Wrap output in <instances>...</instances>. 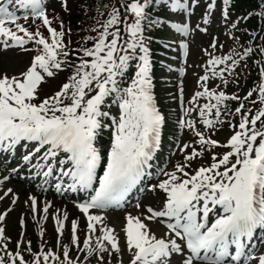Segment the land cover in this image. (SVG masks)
I'll return each instance as SVG.
<instances>
[{"label":"snow or ice","instance_id":"6c2138e0","mask_svg":"<svg viewBox=\"0 0 264 264\" xmlns=\"http://www.w3.org/2000/svg\"><path fill=\"white\" fill-rule=\"evenodd\" d=\"M200 2L97 3L95 23L90 29L94 35L84 36L85 44L76 49L70 47V39L65 42V37L71 36V27L66 29L58 14L50 18L45 0L0 2V49L34 53L22 71L0 73V151L11 152L23 144L26 154L22 160L34 169V175L42 180L55 175L57 192L67 188L85 194V199L76 201V207L87 220L82 241L78 221L72 220L69 243L61 244L67 213L61 218L57 209L52 214L57 233L55 251H45L42 242L33 252L31 241L22 239L11 251L10 238L0 227V264H92L93 260L95 264H123L125 250L130 257L128 264H264V252L254 255L255 249L250 247L256 230L264 231V0L258 12L235 20L230 16V0H222L220 23L233 46L223 52L224 44L213 36L208 47L202 49L207 57L201 65L204 72L196 81L197 90L187 107L181 82L182 114L177 125L187 128L193 139L179 148L184 153L183 162H177L171 171H163L165 178L149 189H158L162 194L159 206H146L143 215H125L123 247L115 229L99 214L124 206L142 178L151 175L150 161L160 144L165 117L154 98L146 32L164 21L153 16L154 8L182 13L170 20L168 27L181 37L180 54L187 56L188 38L195 31L208 32L217 8V0H205L204 14L192 27L190 17ZM60 6L65 12L69 10L67 0H62ZM84 8L92 10L87 4ZM253 15L260 18L259 32L239 27V21ZM56 22L58 27L54 26ZM237 31L247 34L244 43ZM250 59L258 67V82L243 97L229 94L226 86L238 83ZM133 63L134 72L129 75ZM64 71L68 75L57 90L42 97V86ZM179 71L183 75L185 70ZM216 80L220 84L210 87L209 82ZM229 101L238 102L234 112L228 107ZM228 115H238L239 122H228L232 134L221 144L211 132L218 124L223 125L221 117ZM217 147L226 150L219 154L215 152ZM206 156L210 162L203 163ZM197 159L201 164L193 167ZM8 179L3 177L4 181ZM11 192L8 189L0 199ZM16 201L13 195L12 203ZM28 202L32 218L39 216L37 227L42 237L51 203L44 201L43 207H38L32 195ZM135 207L139 210L142 205L138 201ZM11 210L0 214V222ZM146 222L163 225L166 231L158 237ZM20 227L25 228L23 215ZM20 235L23 237L24 232ZM73 248L75 257L70 255ZM24 251L30 254L29 260H25Z\"/></svg>","mask_w":264,"mask_h":264},{"label":"rangeland","instance_id":"374dc122","mask_svg":"<svg viewBox=\"0 0 264 264\" xmlns=\"http://www.w3.org/2000/svg\"><path fill=\"white\" fill-rule=\"evenodd\" d=\"M61 2H62V0H56L55 4L53 5L54 7H53L52 11L48 12V13H49L50 18H51V16L58 14L64 20L65 28L67 29L70 26L69 19H71V17H69L67 12L62 10L63 8L60 6ZM77 2H79V0H67L68 9H70V11H72V9L75 7V4ZM203 3L204 2L201 1L199 6L203 5ZM221 9H222V7H217L213 12L212 24L208 28V34L209 35L208 34H205L203 36L202 35H198V36L196 35L191 40V41H193L192 47L190 48V50H191L190 61H192V65H191L190 75L188 76L189 77L188 82H190V90L188 91V93H189L190 97L194 93L193 92V85L196 84V81H197V74H196L197 72L195 69L199 68V60L201 59L200 50L195 48L194 46H196L198 43L203 44V42H204L205 46L209 45L213 36H218L219 40L224 44V48H223L224 50L226 48H229L232 46V41H231V39H229L226 36L225 31H223L224 33L221 32V30H223V25L221 23H219ZM204 11H205V9L203 10L202 13H200L198 15L199 20H197V19L193 20L194 27L198 22H200L203 14H204ZM232 13H234V12H232ZM236 17H238V15H236V14L231 15V18L233 20H235ZM54 26L58 27V22H56L54 24ZM239 27L244 28V22L242 20L239 21ZM43 30H45V29H43ZM197 32H199V31H197ZM220 33H221V35H219ZM242 34L245 35V33H241L240 31L236 32V35H238V36H241ZM237 50L241 51V49H239V48ZM219 51H221V50L218 48V53H219ZM223 52H225V51H223ZM29 60H30V53H28L26 56L23 53L15 54L14 51L13 52H7V54L5 56L0 57V73L7 72L9 75L16 74L25 68V66L29 63ZM237 71H239V69ZM65 77H66L65 72H61L54 79H50L48 81V83H46L42 86V88L40 90L41 96L43 97L45 94H51L53 91L57 90L59 84L64 81ZM220 86L225 87L222 84ZM250 87H252L250 72H249L248 68H246V69H244V73L239 76L238 83H231L230 82L226 86L225 90L229 94L236 93V94L240 95L241 97H243ZM242 102H244L246 104V107H252V105L248 104L246 101H242ZM237 106H238V102H236V101H229L228 102V107H229V109L233 110V112ZM252 111L255 112L254 107L252 108ZM194 115H195V113H194ZM221 119L225 121V123L223 124L224 128L221 132L216 133V135H214V138L216 140L220 141L221 143H226V139L228 137H230V135L232 134V130L230 132L231 127H229L228 122L231 121L234 124H238L239 116L238 115H228V116H222ZM197 126L200 127V125H197ZM185 142L191 143L190 134L185 136ZM215 152L221 154L219 149L215 150ZM200 162L201 161L197 159V161L194 164H197ZM53 209L51 210V212H49L48 219L46 220L47 223L45 224V226L51 227L52 229L56 226L55 222L52 219V214L54 213ZM63 211H64L63 214L65 212H67V213H69L70 217H73L74 211L72 209L65 208ZM59 215L62 216L61 212ZM67 217H68V215H67ZM124 220H125V216H121V215L120 216L119 215L118 216H112V217L107 219V223L110 227H113L116 230V229H120V227L123 225L122 222H124ZM148 223L150 225H152L151 228H153V232H155V233L160 232L161 229L156 224V222H148ZM68 226L69 227L71 226V221H69ZM7 232H9V229L5 228V236L8 235ZM115 232L118 235L117 231H115ZM119 237H120L121 246L123 247L124 244L122 243V241H124V238H122V236H119ZM82 239H83V235L81 236V240ZM8 244H9V246L13 245L11 238L9 239ZM127 255H129V254L125 250L122 254V258L124 259ZM30 258L31 257L29 254L25 258V260H29ZM126 259H128V258H126ZM126 259H124V260H126Z\"/></svg>","mask_w":264,"mask_h":264},{"label":"trees","instance_id":"16d2710c","mask_svg":"<svg viewBox=\"0 0 264 264\" xmlns=\"http://www.w3.org/2000/svg\"><path fill=\"white\" fill-rule=\"evenodd\" d=\"M109 0H93V1H90L89 4H88V7L91 8L92 10L91 11H88L89 12V16H96V13H94V8H95V5L97 3H100V2H104V3H108ZM233 1V5H236L235 7H238L239 9H247V8H255L256 5H257V2H254V0H232ZM83 16V12L79 15V14H76L75 17H76V21L79 22V20L81 19L80 17ZM93 17L92 19L90 20V22H92L93 20Z\"/></svg>","mask_w":264,"mask_h":264}]
</instances>
